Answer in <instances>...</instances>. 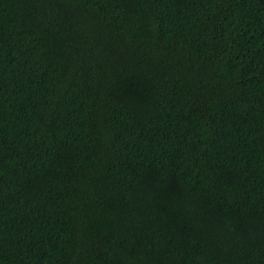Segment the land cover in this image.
Listing matches in <instances>:
<instances>
[{
	"label": "trees",
	"instance_id": "1",
	"mask_svg": "<svg viewBox=\"0 0 264 264\" xmlns=\"http://www.w3.org/2000/svg\"><path fill=\"white\" fill-rule=\"evenodd\" d=\"M0 264H264V0H0Z\"/></svg>",
	"mask_w": 264,
	"mask_h": 264
}]
</instances>
